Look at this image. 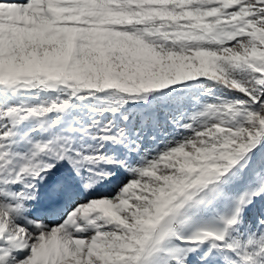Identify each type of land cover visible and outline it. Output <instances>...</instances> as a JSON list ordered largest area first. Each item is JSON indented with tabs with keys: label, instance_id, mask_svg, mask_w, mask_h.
Masks as SVG:
<instances>
[{
	"label": "snow or ice",
	"instance_id": "obj_1",
	"mask_svg": "<svg viewBox=\"0 0 264 264\" xmlns=\"http://www.w3.org/2000/svg\"><path fill=\"white\" fill-rule=\"evenodd\" d=\"M0 264H264V0H0Z\"/></svg>",
	"mask_w": 264,
	"mask_h": 264
}]
</instances>
